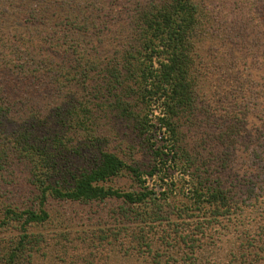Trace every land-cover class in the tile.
<instances>
[{"label":"trees","instance_id":"16d2710c","mask_svg":"<svg viewBox=\"0 0 264 264\" xmlns=\"http://www.w3.org/2000/svg\"><path fill=\"white\" fill-rule=\"evenodd\" d=\"M230 5L0 0V264H264V3Z\"/></svg>","mask_w":264,"mask_h":264},{"label":"rangeland","instance_id":"374dc122","mask_svg":"<svg viewBox=\"0 0 264 264\" xmlns=\"http://www.w3.org/2000/svg\"><path fill=\"white\" fill-rule=\"evenodd\" d=\"M213 2H217L219 4V8H221L224 12V14H229V9L232 7L230 5L231 2H234L236 0H212ZM264 3L263 0H259V4L262 5ZM232 12V11H231ZM231 16V13L229 14ZM233 15H235L233 13ZM236 17V16H235ZM235 19H238L236 17ZM107 205H110L111 203H106ZM94 209H97V206L94 204H81L78 202H67L63 204L61 210L65 212L67 217L70 218V221L75 222H88V219H86L84 216H86L89 211H93ZM112 259L108 262V264H141L138 261L135 260H128L125 258H120L119 256H112Z\"/></svg>","mask_w":264,"mask_h":264}]
</instances>
